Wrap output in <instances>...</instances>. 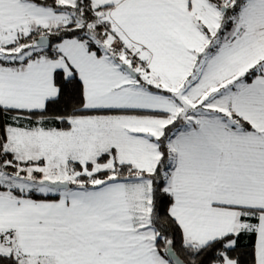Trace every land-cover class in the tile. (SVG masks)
I'll list each match as a JSON object with an SVG mask.
<instances>
[{"label":"snow or ice","instance_id":"snow-or-ice-1","mask_svg":"<svg viewBox=\"0 0 264 264\" xmlns=\"http://www.w3.org/2000/svg\"><path fill=\"white\" fill-rule=\"evenodd\" d=\"M0 264H264V0H0Z\"/></svg>","mask_w":264,"mask_h":264}]
</instances>
